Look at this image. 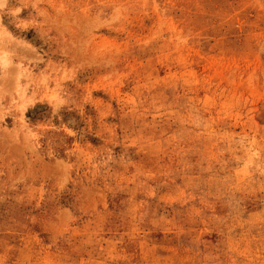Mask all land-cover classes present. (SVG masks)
Instances as JSON below:
<instances>
[{
	"label": "rangeland",
	"instance_id": "obj_1",
	"mask_svg": "<svg viewBox=\"0 0 264 264\" xmlns=\"http://www.w3.org/2000/svg\"><path fill=\"white\" fill-rule=\"evenodd\" d=\"M0 264H264V0H0Z\"/></svg>",
	"mask_w": 264,
	"mask_h": 264
}]
</instances>
